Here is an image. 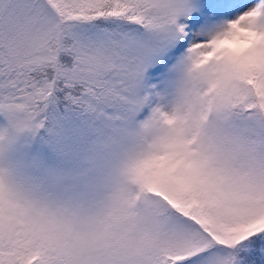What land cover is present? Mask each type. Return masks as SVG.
<instances>
[{
    "label": "snow or ice",
    "instance_id": "snow-or-ice-1",
    "mask_svg": "<svg viewBox=\"0 0 264 264\" xmlns=\"http://www.w3.org/2000/svg\"><path fill=\"white\" fill-rule=\"evenodd\" d=\"M0 264H264V0H0Z\"/></svg>",
    "mask_w": 264,
    "mask_h": 264
}]
</instances>
